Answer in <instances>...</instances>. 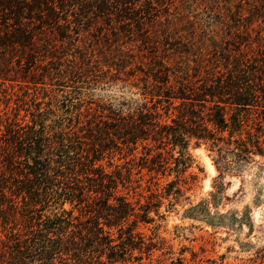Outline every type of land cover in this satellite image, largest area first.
I'll use <instances>...</instances> for the list:
<instances>
[{
  "label": "rangeland",
  "instance_id": "1",
  "mask_svg": "<svg viewBox=\"0 0 264 264\" xmlns=\"http://www.w3.org/2000/svg\"><path fill=\"white\" fill-rule=\"evenodd\" d=\"M124 1L120 11L117 0H101L109 11L100 16L81 17L76 4L56 9L58 29L25 19L26 42L0 43V117L22 126V132L42 131L53 143L67 138L84 145L90 132H114L120 108L129 115L135 104L156 109L158 121L169 124L186 109L201 125L218 107L226 118L236 113L241 124L232 136L214 132L225 151H211L194 138L183 150L173 148L170 137L148 138L138 140L126 159L129 151L119 143L100 163L106 169L109 161L132 168L131 188L119 187L118 194L127 193L136 212L148 210L149 222H138L135 229L145 242L155 236L161 247L127 264H169L176 258L186 264H264V156L243 151L254 149L256 139L264 150V0ZM3 27L4 41L13 26ZM217 78L251 90L250 105L235 108L229 95L218 105L217 97L191 99ZM180 90L190 100L180 104L162 97ZM145 152L147 163L160 160V171L140 168ZM179 158L185 166L177 164ZM62 201L55 196L33 207L20 194L0 197V264H20L22 258L43 264L45 244L51 248L61 233L78 235L86 217ZM55 218L70 225L61 228L65 225ZM49 251L54 264L75 262Z\"/></svg>",
  "mask_w": 264,
  "mask_h": 264
},
{
  "label": "trees",
  "instance_id": "2",
  "mask_svg": "<svg viewBox=\"0 0 264 264\" xmlns=\"http://www.w3.org/2000/svg\"><path fill=\"white\" fill-rule=\"evenodd\" d=\"M85 1L0 0L2 21L0 25L4 26V29H7L8 25L13 26L12 31L7 32L5 40H0V43L26 42L29 36L25 19L55 26L59 21L56 9L63 10L70 5L76 4L77 13L81 17L88 16V13L95 16L108 15L109 8H104L102 6L104 3L99 4L101 0H91L93 4L85 3ZM117 2L121 5L119 10L124 11L125 8L122 9V7L126 1L117 0ZM119 17L126 18L125 15ZM188 95L186 91L180 90L172 96L163 93L162 97L180 100L182 104L190 100ZM190 95L193 96L191 99L197 103L213 102L212 99L217 97L219 100L215 101V105H218V101L224 103L222 97L229 95V103L235 108H241L250 105L249 101L253 93L249 89H242L239 85L233 86L217 78L214 83L204 84L196 93ZM135 105V107L129 106L132 110L128 113L129 115H123V110L120 108L117 117L114 118L115 124L111 127L114 132L106 130L99 136L90 132L87 135L88 142L84 141V145L83 141L67 138H61L59 142L53 143L42 131L22 132V126L16 122L13 125L12 123L7 125V120L0 117V197H4L7 192L13 195L20 194L31 201V206L36 207V205H42L41 202L45 199L49 201V198L62 196V205L68 202L73 207L79 208L86 217L78 235L62 237L64 233L60 232L51 248L45 244L43 258H41L44 260L43 264H54V258L49 255V249L70 255L75 260L73 264H127L131 258L139 262L142 259L141 253H145L148 257L154 249L161 248H156V242L153 240L155 236L145 242L142 233L135 229L138 222H149L148 210L142 208L143 212H136L127 193L118 194L119 187L131 188L132 168L122 170V163L115 164L109 161L107 164L109 169H106L100 163L105 152H109L110 158L111 151L118 150L120 143L129 151L124 154L125 157L133 153L131 151L135 149L138 140L145 141L148 138L158 140L169 137L173 148L178 146L180 150H183L186 147L185 144L194 138L196 144L204 142L208 144L209 150L221 152L225 150L219 147L214 132L227 131L230 137L241 124L236 113L226 118V114L219 107L216 112L208 114L202 125L193 119L195 116L188 109L181 110L180 115L176 114L177 119L171 118L173 124L160 123L156 117V109L152 110L146 107V104ZM206 123L212 128L208 129ZM156 127L158 131L153 136L145 133L146 130ZM136 131L142 134L139 135ZM65 139L66 143H64ZM251 143L255 148L245 147L243 151L264 156V150L258 146V140H253ZM179 152L182 158L183 151ZM229 153L232 154L233 151ZM156 155V158H161L160 152ZM148 156L149 153L145 152L139 157L142 161L140 168L157 173L161 170L162 163L158 160L156 163L151 161L149 164L147 161L151 158ZM178 163L185 166L183 162H180V158L177 159ZM62 212L67 214L64 209ZM54 220L63 223L65 226L61 228L64 229L70 225V222L65 219L55 218ZM135 250L139 252L138 256L133 255ZM20 264H27V262L22 258ZM169 264L186 263L184 259L176 258L175 261L170 260Z\"/></svg>",
  "mask_w": 264,
  "mask_h": 264
}]
</instances>
